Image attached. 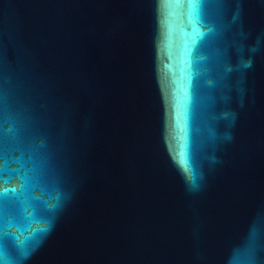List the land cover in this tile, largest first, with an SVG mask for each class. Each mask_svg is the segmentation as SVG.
Segmentation results:
<instances>
[{
  "label": "water",
  "instance_id": "95a60500",
  "mask_svg": "<svg viewBox=\"0 0 264 264\" xmlns=\"http://www.w3.org/2000/svg\"><path fill=\"white\" fill-rule=\"evenodd\" d=\"M0 264H264V0H0Z\"/></svg>",
  "mask_w": 264,
  "mask_h": 264
}]
</instances>
